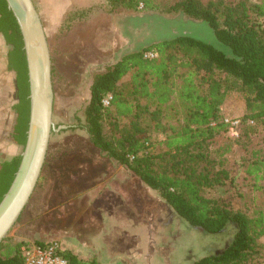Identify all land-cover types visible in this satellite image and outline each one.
I'll list each match as a JSON object with an SVG mask.
<instances>
[{
	"label": "trees",
	"instance_id": "16d2710c",
	"mask_svg": "<svg viewBox=\"0 0 264 264\" xmlns=\"http://www.w3.org/2000/svg\"><path fill=\"white\" fill-rule=\"evenodd\" d=\"M108 13H182L201 22L210 36L181 35L128 51L93 76L85 128L91 145L127 166L188 226L207 234L231 231L220 252L193 264H248L264 237V211L252 216L203 191L230 178L229 156L237 140L228 135L221 107L231 93L241 95L245 109L240 137L249 138L264 125V0H108ZM0 33L12 50L9 68L17 74L14 142L27 141L30 87L23 40L5 0H0ZM156 51L155 59L144 57ZM113 96L109 106L102 101ZM257 125L250 126L247 122ZM244 123V124H243ZM214 124V125H213ZM135 157L130 161L128 156ZM21 156L0 163V202L9 190ZM244 172L264 181V158L253 151ZM49 243H37L46 246ZM29 243L7 237L0 244V264H25L22 247ZM60 255L70 264L81 260L70 251Z\"/></svg>",
	"mask_w": 264,
	"mask_h": 264
},
{
	"label": "rangeland",
	"instance_id": "374dc122",
	"mask_svg": "<svg viewBox=\"0 0 264 264\" xmlns=\"http://www.w3.org/2000/svg\"><path fill=\"white\" fill-rule=\"evenodd\" d=\"M87 1L91 2L87 8L61 15L52 12L54 7L47 0H34L52 58L54 129L38 185L8 237L29 244L57 241L64 251L100 264H193L222 251L231 241L230 230L207 234L188 226L127 166L95 149L85 128L93 76L106 65L154 42L191 34L212 39L214 34L182 13L110 14L106 12L108 0ZM258 22L264 27V18ZM16 82L14 72L13 127L8 123L7 135L2 137L4 151L9 149L16 123ZM244 109L241 95L231 93L221 115L225 121H243ZM246 123L257 126L254 121ZM234 139L237 145L229 156V180L203 195L252 216L264 211V181H255L244 169L253 151H260L264 158V125L258 126L254 136ZM15 146L13 154L21 155L24 147ZM260 244L248 264H264V237Z\"/></svg>",
	"mask_w": 264,
	"mask_h": 264
},
{
	"label": "water",
	"instance_id": "95a60500",
	"mask_svg": "<svg viewBox=\"0 0 264 264\" xmlns=\"http://www.w3.org/2000/svg\"><path fill=\"white\" fill-rule=\"evenodd\" d=\"M5 2L23 40L30 87V121L19 168L0 202V244L20 219L38 185L54 129L55 99L50 46L34 0Z\"/></svg>",
	"mask_w": 264,
	"mask_h": 264
},
{
	"label": "crops",
	"instance_id": "0c3cea01",
	"mask_svg": "<svg viewBox=\"0 0 264 264\" xmlns=\"http://www.w3.org/2000/svg\"><path fill=\"white\" fill-rule=\"evenodd\" d=\"M48 6L54 7L52 12L56 14L65 15L69 12H76L87 8L91 3L87 0H47ZM107 9V7H106ZM108 13V11H106ZM105 12V16L108 15ZM12 50V47L9 46L3 37V34L0 33V163L2 161L10 160L14 156L13 148L16 147L15 143L12 140H9L7 146L11 154H8V150H3L2 141L3 136L6 134L8 123L13 127V115H14V101H13V70L9 68V53ZM13 131V130H11ZM6 139V137H5ZM8 141V140H6ZM7 152V153H6ZM3 155L8 158L2 160ZM130 255L136 256V253L133 251L129 252Z\"/></svg>",
	"mask_w": 264,
	"mask_h": 264
},
{
	"label": "built area",
	"instance_id": "2783aa9c",
	"mask_svg": "<svg viewBox=\"0 0 264 264\" xmlns=\"http://www.w3.org/2000/svg\"><path fill=\"white\" fill-rule=\"evenodd\" d=\"M143 9L144 5L141 3L139 5V10L143 11ZM157 56L158 54L156 51H146L144 53V57L147 59H155ZM112 99L113 96L108 94L102 101L103 105L109 106ZM225 123L228 124L229 135L232 138H239L241 120H226ZM128 158L130 161L135 159L132 155H129ZM21 251L25 258V264H70L67 259L60 255L62 247L57 241L51 242L46 246L29 244L22 247Z\"/></svg>",
	"mask_w": 264,
	"mask_h": 264
},
{
	"label": "flooded vegetation",
	"instance_id": "af4514ba",
	"mask_svg": "<svg viewBox=\"0 0 264 264\" xmlns=\"http://www.w3.org/2000/svg\"><path fill=\"white\" fill-rule=\"evenodd\" d=\"M150 33H153V31H152V32H150Z\"/></svg>",
	"mask_w": 264,
	"mask_h": 264
}]
</instances>
